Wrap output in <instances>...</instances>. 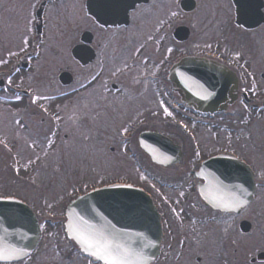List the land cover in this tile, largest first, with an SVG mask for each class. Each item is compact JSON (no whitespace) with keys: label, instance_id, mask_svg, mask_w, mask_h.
<instances>
[{"label":"flooded vegetation","instance_id":"af4514ba","mask_svg":"<svg viewBox=\"0 0 264 264\" xmlns=\"http://www.w3.org/2000/svg\"><path fill=\"white\" fill-rule=\"evenodd\" d=\"M215 66L234 75L215 81ZM55 81L53 92H39ZM213 93L222 98L206 112L186 100ZM6 109L36 145L37 126L50 127L52 142L70 110L83 127L94 118L98 145L117 134L116 144L129 141L131 171L160 213L159 252L149 264H264V0H0V114ZM200 123L221 144L212 153L196 142ZM146 131L169 137L166 145L146 138L161 161L141 147ZM219 153L221 161H207ZM218 170L224 177L210 176ZM61 191L0 194L33 204L40 229L32 249L0 264H109L67 234L66 206L84 191ZM203 191L221 192L223 207Z\"/></svg>","mask_w":264,"mask_h":264},{"label":"water","instance_id":"95a60500","mask_svg":"<svg viewBox=\"0 0 264 264\" xmlns=\"http://www.w3.org/2000/svg\"><path fill=\"white\" fill-rule=\"evenodd\" d=\"M202 73L208 74L206 71ZM213 73L222 72L215 68ZM205 78L206 75H202V79ZM197 99L194 101H198V107L205 109L207 100L202 105V99ZM141 137L163 139L165 145L168 140L155 132L144 133ZM156 143L161 146V141ZM142 145L154 154L151 145ZM159 152L161 154V150ZM217 160L221 161L222 157L215 156L208 162ZM213 175L224 177L221 170ZM214 186L220 190L223 184ZM202 195L213 206L223 207L221 192H202ZM66 215L68 235L82 249L104 262L146 264L159 251L160 215L151 197L139 186L116 182L97 187L73 199ZM38 237L37 218L30 206L17 198L0 196V258L23 255L35 246Z\"/></svg>","mask_w":264,"mask_h":264},{"label":"rangeland","instance_id":"374dc122","mask_svg":"<svg viewBox=\"0 0 264 264\" xmlns=\"http://www.w3.org/2000/svg\"><path fill=\"white\" fill-rule=\"evenodd\" d=\"M42 69L46 70V67ZM55 85L56 81L40 83L37 87L39 92H53ZM12 115L11 109H6L0 114V194L12 193L24 198L27 193L34 192L37 195L36 198H40L41 194H51L50 197H54L58 192H62L63 187H66L69 192L67 197H73L76 190L86 191L93 185L111 181H131L143 184V177L139 176L135 169L131 171L133 163L128 152L131 148L127 143L129 141L116 144V140L120 137V134H117L116 140L103 141L98 145L97 130L92 125L94 118L90 124L83 127L78 115L70 110L69 119L65 123L62 118L57 120L59 130L55 131L52 142L44 136L50 131V127L43 130V127L48 125L37 124V131H34L38 135L36 145L35 141L31 142L25 135L26 132L31 133L28 132V128L14 120L11 122ZM105 115L108 114H100L103 122L109 120ZM251 121H259V119L254 118ZM107 128L102 125L101 133L105 140L109 137L104 135L109 131ZM197 128L195 139L203 154L212 153V150L221 147L220 142L214 145L213 141H208L210 132L205 125L200 123ZM67 131L70 135L65 139L63 132ZM114 131L117 132V130ZM109 144L114 146L113 150H110ZM32 169L37 170V175L24 173L28 176L23 177L17 172H27ZM9 179L11 181L8 183ZM17 180L22 184L18 186ZM35 180L37 184H29ZM31 186L36 188L33 190ZM52 204L58 207L56 201ZM31 205L34 207L33 204ZM51 211L45 210L44 213H51Z\"/></svg>","mask_w":264,"mask_h":264}]
</instances>
